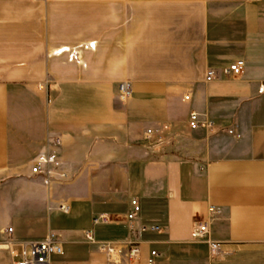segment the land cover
I'll return each mask as SVG.
<instances>
[{"label":"crops","instance_id":"1","mask_svg":"<svg viewBox=\"0 0 264 264\" xmlns=\"http://www.w3.org/2000/svg\"><path fill=\"white\" fill-rule=\"evenodd\" d=\"M261 85L264 0H0V264L51 232L50 264H264ZM192 111L214 125L191 129ZM48 151L68 179L31 173ZM132 198L162 231L113 262L98 243L128 239Z\"/></svg>","mask_w":264,"mask_h":264},{"label":"built area","instance_id":"2","mask_svg":"<svg viewBox=\"0 0 264 264\" xmlns=\"http://www.w3.org/2000/svg\"><path fill=\"white\" fill-rule=\"evenodd\" d=\"M244 59H236L229 63L224 69L226 75L240 76L245 68ZM216 77V71L209 69L207 71L206 80L211 81ZM131 83L128 81L120 84V95L122 98H127L130 95ZM264 92V85L259 87V93ZM186 98H189L187 96ZM189 127L191 129H197L200 127L211 128L214 125L212 120H201L199 113L192 111L188 120ZM167 128V127H164ZM157 131L154 129H147L145 136L150 139ZM230 134L238 136L234 130H229ZM58 142V141H57ZM31 173L34 176L43 177L46 181L57 179H68V173L62 166L59 155L56 152H43L39 154L34 163L31 166ZM61 210L67 212L68 207L61 205ZM214 207H211V212H214ZM142 206L138 198H132L130 201V210L126 217V226L128 229L129 237L124 244H117L112 241H105L98 243L99 249L108 257L110 261L120 262L123 254V246H127L128 255L130 259H138L141 254L140 239L143 234L146 233H159L162 231V227L155 223H146L141 220ZM114 218L109 214H99L93 218L94 225H107L112 224ZM13 232V228L9 227L5 229L4 233L8 236ZM194 236L197 239L206 240L209 245L210 257L212 260L220 259L223 256L224 251L222 244L209 239V225L207 221H197L194 227ZM86 239L91 243H97L93 231L86 232ZM13 241H8L11 245ZM29 245V249H28ZM62 246L59 237L56 233L51 232L43 240L30 241L29 244L22 243L21 252L12 250L14 257L16 258L15 264H50L53 254L61 253ZM156 250H152L153 256L157 255Z\"/></svg>","mask_w":264,"mask_h":264},{"label":"water","instance_id":"3","mask_svg":"<svg viewBox=\"0 0 264 264\" xmlns=\"http://www.w3.org/2000/svg\"><path fill=\"white\" fill-rule=\"evenodd\" d=\"M4 248H8V245H2Z\"/></svg>","mask_w":264,"mask_h":264}]
</instances>
